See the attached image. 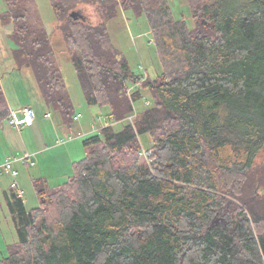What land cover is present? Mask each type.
<instances>
[{
	"label": "trees",
	"instance_id": "obj_1",
	"mask_svg": "<svg viewBox=\"0 0 264 264\" xmlns=\"http://www.w3.org/2000/svg\"><path fill=\"white\" fill-rule=\"evenodd\" d=\"M3 1L16 67L70 119L34 0ZM49 2L85 104L106 108L107 124L83 140L63 184L31 179L36 207L4 193L16 240L0 264H264V0H185L191 26L167 0ZM119 4L145 16L161 64L153 80L109 38ZM84 8L97 23L70 18ZM143 91L150 104L135 112ZM9 113L0 85V128Z\"/></svg>",
	"mask_w": 264,
	"mask_h": 264
},
{
	"label": "rangeland",
	"instance_id": "obj_2",
	"mask_svg": "<svg viewBox=\"0 0 264 264\" xmlns=\"http://www.w3.org/2000/svg\"><path fill=\"white\" fill-rule=\"evenodd\" d=\"M167 1L172 17L175 20L184 19L191 26L190 12L185 0ZM34 4L40 19L51 36L55 59L70 96L73 116L79 115L80 117L73 120V116H71L65 121L54 108L47 106L40 95L37 81L31 69L17 68L13 58L9 64H0V84L3 90L9 94V100L11 101L13 97L19 106L28 105L37 117L32 127L20 131L10 126L6 120L3 122L0 128V136L7 137V140L0 141V144L6 143L5 149L7 151L0 153V163L3 165L7 160L21 158L20 156L27 149L34 162V165L29 166V176L32 178L43 176L51 186H58L72 175L71 160L78 162L85 157L82 142L85 138L99 132L98 129L102 123L95 121V117L105 118L107 109L97 106L99 111L93 112L92 106L85 104L81 86L70 61V52L65 46L63 36L60 32L52 33L56 25V17L49 0H34ZM6 10L5 2L0 0V13ZM79 11L83 17L87 16L92 23L98 22L92 8H84ZM106 27L113 46L127 60L129 67L135 74L142 75L140 66L150 80L155 79L161 73V64L143 14L136 15L131 9H124L119 4L115 7V13L108 20ZM4 39L11 50L15 48L11 40L5 37ZM145 100L150 104L147 91H143V98L133 104L135 112L144 106ZM46 115L49 116L45 117ZM122 124H115V129H120ZM84 130L90 132L82 134ZM139 139L143 149L146 150L150 147L149 135L140 136ZM19 163L17 162L12 166L20 173L16 179H20L24 185L22 200L26 209L30 210L36 207L38 202L31 184L32 178L30 179L26 173L23 174V171H20L21 163ZM0 180L2 185H9L10 178L8 175ZM13 240H16L15 230L7 208L2 205L0 208V258L6 256V246Z\"/></svg>",
	"mask_w": 264,
	"mask_h": 264
},
{
	"label": "built area",
	"instance_id": "obj_3",
	"mask_svg": "<svg viewBox=\"0 0 264 264\" xmlns=\"http://www.w3.org/2000/svg\"><path fill=\"white\" fill-rule=\"evenodd\" d=\"M139 68L142 70L141 82H143L146 80L147 75L144 72L142 66H140ZM130 90H132V89H130ZM144 103H145V105H149L148 101H145ZM17 114H19L21 117L18 118ZM48 116L49 115H46L45 117H48ZM79 117H80L79 115L74 116V120H77ZM34 119H35V112L33 111V109L30 107H23L18 112L10 111L6 121L8 122V124L10 126H12L13 128L20 131L24 127L31 126L33 124ZM95 121L102 123V126L100 127V129L104 125L107 124V119L101 118V116L95 117ZM129 121H132V118H130ZM93 129H95V128H93ZM68 138L71 139V137H68ZM141 153H142V156H145L146 158H148L150 155V153H148L147 151H144V150H142ZM16 162H22V163L27 164L29 166L34 165V162L32 160V156L25 153L23 155V157H21L20 159L14 158L13 160H7L3 165H1L0 166V177H2L4 175H8L11 178V183L9 184V188L11 190H13V192L15 193L17 198L22 199L23 198V191L19 187V185L16 181L18 171L13 169V166H12Z\"/></svg>",
	"mask_w": 264,
	"mask_h": 264
},
{
	"label": "crops",
	"instance_id": "obj_4",
	"mask_svg": "<svg viewBox=\"0 0 264 264\" xmlns=\"http://www.w3.org/2000/svg\"><path fill=\"white\" fill-rule=\"evenodd\" d=\"M2 11H3V9H2ZM11 31H12V28L9 26H7V27H2L1 25H0V64L1 65H4V64H9L10 63V60L12 61V55H11V49L6 45V43H5V39H4V37L5 38H8V36L10 35V33H11ZM1 85V84H0ZM2 88V87H1ZM2 91H3V93H4V96H5V98H6V102H7V105H8V107H9V109H10V111H16V112H18L19 111V109L20 108H23V107H29L28 105H25V106H19V104L18 103H16L15 102V99L12 97V99H11V101L9 100V94H7V92H5V90H3V88H2ZM31 108V107H30ZM91 109L93 110V112L95 111H99L98 110V108H97V106H92L91 107ZM17 116H18V118H20L21 116L19 115V114H17ZM36 119H37V117H35V119H34V121H33V124L31 125V126H28V127H24L23 128V130H26V128H30V127H32L33 125H34V123H35V121H36ZM100 128V127H99ZM88 132H90V131H86V130H84V132L82 133V132H80V133H82V134H86V133H88ZM7 140V137H5V136H3V135H1L0 136V141H6ZM5 144L6 143H2V144H0V153L1 152H3V151H7V149H5ZM25 153H27V154H29V152H28V150L26 149V151H25ZM25 153H23V154H25ZM23 154L20 156V157H23ZM31 154V153H30ZM19 158V157H18ZM20 159V158H19ZM70 160H71V158H70ZM17 163V162H16ZM21 163V165L19 166V169H20V171H23V174L24 173H26L28 176H29V171H30V169H29V165H27V164H24V163H22V162H20ZM19 163V164H20ZM71 163H74L73 162V160H71ZM15 164V163H14ZM0 165H1V163H0ZM18 169V168H17ZM19 174L20 173H18V175H17V178H18V176H19ZM4 177H7V175H4V176H2V177H0V179H3ZM30 177V176H29ZM40 177H42V178H44L43 176H40ZM10 178V177H9ZM32 177H30V179H31ZM33 178H36V177H33ZM32 178V179H33ZM37 178H39V177H37ZM47 180V179H46ZM16 181H17V183H18V185H19V187L22 189L23 187H24V185H22V181L20 180V179H16ZM2 181L0 180V208L2 207V205H4L5 207H6V204H5V198H4V193H8V194H10L11 192H13V190H11L7 185H2V183H1ZM11 183V178H10V182H9V184ZM24 202V201H23ZM8 212V211H7ZM14 241V240H13ZM12 241V242H13Z\"/></svg>",
	"mask_w": 264,
	"mask_h": 264
},
{
	"label": "water",
	"instance_id": "obj_5",
	"mask_svg": "<svg viewBox=\"0 0 264 264\" xmlns=\"http://www.w3.org/2000/svg\"><path fill=\"white\" fill-rule=\"evenodd\" d=\"M70 18L73 20V21H84V18H83V16L80 14V12H78V11H73V12H71L70 13ZM215 223H217L218 221L217 220H215L214 221Z\"/></svg>",
	"mask_w": 264,
	"mask_h": 264
}]
</instances>
